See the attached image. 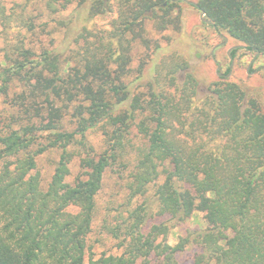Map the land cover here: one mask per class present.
Returning <instances> with one entry per match:
<instances>
[{
	"label": "trees",
	"instance_id": "1",
	"mask_svg": "<svg viewBox=\"0 0 264 264\" xmlns=\"http://www.w3.org/2000/svg\"><path fill=\"white\" fill-rule=\"evenodd\" d=\"M113 2L117 16L100 52L79 47L63 58L57 50L34 56L22 48L21 60L6 57L11 64L0 71V264H150L153 257L176 264L189 244L199 250L192 264H264V111L224 79L199 96L179 55L158 64L140 61L129 81L130 51L142 43L153 53L160 49L148 45L145 25L154 32L178 30L179 16L172 0ZM195 7L216 32L264 57V0H197ZM111 9V0H96L91 13ZM93 130L103 136L99 153L85 139ZM131 146L137 155L125 177L126 201L163 173L154 192L160 212L182 223L199 211L207 226L170 246L166 224L144 230L148 205L141 203L109 230L123 246L121 255L86 261L103 175L113 164L126 165ZM53 150L59 157L43 190L36 159ZM74 159L79 173L68 183Z\"/></svg>",
	"mask_w": 264,
	"mask_h": 264
},
{
	"label": "rangeland",
	"instance_id": "2",
	"mask_svg": "<svg viewBox=\"0 0 264 264\" xmlns=\"http://www.w3.org/2000/svg\"><path fill=\"white\" fill-rule=\"evenodd\" d=\"M96 0H70L69 3L48 5L47 0H0V71L11 64L6 57L22 59L17 49H27L38 55L43 50H57L64 53L63 58L77 51L79 47H88L92 51L103 46L112 29V20L116 18V8L111 0L112 9L103 15H93L91 7ZM197 0H177L173 15L179 16L180 28L174 25L162 32H154L150 24H146L144 38L150 41L148 45H157L159 50L153 53L145 43L136 50V41L131 43L129 55L130 78L138 75L140 61L151 60L155 64L167 60L171 55H179L188 63V71L197 81L198 95L207 92L208 87L221 79L238 84L248 97L256 99L264 111V57L244 48H238L234 56H227L230 47L241 45L226 33L216 32L210 25L199 19L200 11L190 2ZM64 4V5H63ZM130 37L127 36V40ZM226 39V43L222 44ZM77 40V42H76ZM141 40V39H139ZM125 46H128L124 41ZM105 44L104 46H106ZM213 50V51H212ZM212 53V54H211ZM72 63L74 61H71ZM145 67V78H148L152 63ZM219 63V67L217 64ZM232 63V65H231ZM70 67V66H69ZM227 77L224 75L228 74ZM183 73L179 74L182 79ZM0 101V129L2 125L3 105ZM3 116V117H2ZM86 142L93 152L104 149L103 136L100 130L88 131ZM133 144L140 146L138 138H133ZM136 151L128 147V157L122 160L125 166L118 162L109 166L103 175L100 191L95 197V209L91 221V229L86 236L85 260L97 258L101 254L119 256L123 251L119 240L115 239L109 230L118 226L136 205L146 203L148 213L145 216L144 230L152 225L166 224L169 228L166 242L170 246L189 233L206 228L204 214L193 212L191 217L182 223L170 221V217L162 214L158 201L154 196L155 188L164 180L165 175L159 174L158 179L149 184L146 192L126 201L125 177L132 171ZM82 154V153H80ZM59 151H46L36 159V172L40 176L41 188L46 189L53 174ZM77 160H72L70 175L66 181L72 183L78 175ZM161 170V168H159ZM120 176V178H119ZM159 237L156 242H159ZM198 248L189 244L175 256L176 264H192ZM150 264H160L155 257Z\"/></svg>",
	"mask_w": 264,
	"mask_h": 264
},
{
	"label": "water",
	"instance_id": "3",
	"mask_svg": "<svg viewBox=\"0 0 264 264\" xmlns=\"http://www.w3.org/2000/svg\"><path fill=\"white\" fill-rule=\"evenodd\" d=\"M172 1L175 2V1H177V0H172ZM190 3H191L193 6H196V3H193V2H190ZM199 19H200L203 23H205V24H207V25H211V24H212L210 20H208V19L205 18V15H204V13H203L202 11H200ZM224 43H226V39L223 41L222 44H224ZM239 47H242V45H236V46H232V47H230V48L228 49V51H227V55H228V57L230 56V51H231V50L236 49V48H239Z\"/></svg>",
	"mask_w": 264,
	"mask_h": 264
},
{
	"label": "flooded vegetation",
	"instance_id": "4",
	"mask_svg": "<svg viewBox=\"0 0 264 264\" xmlns=\"http://www.w3.org/2000/svg\"><path fill=\"white\" fill-rule=\"evenodd\" d=\"M174 2V1H173ZM207 25V24H206ZM239 48H244V47H239ZM245 49V48H244ZM245 50H247V49H245ZM213 51V50H212ZM232 51V50H231ZM231 51H230V53H231ZM247 51H251V50H247ZM212 54V53H211ZM228 56V55H227ZM229 58H230V56H229ZM231 65H232V63H231ZM217 66L219 67V63L217 64ZM229 75V73L228 74H226V75H224L225 77H227Z\"/></svg>",
	"mask_w": 264,
	"mask_h": 264
}]
</instances>
